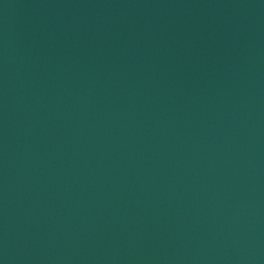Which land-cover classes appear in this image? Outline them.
<instances>
[{"label":"water","instance_id":"obj_1","mask_svg":"<svg viewBox=\"0 0 264 264\" xmlns=\"http://www.w3.org/2000/svg\"><path fill=\"white\" fill-rule=\"evenodd\" d=\"M0 264H264V0H0Z\"/></svg>","mask_w":264,"mask_h":264}]
</instances>
